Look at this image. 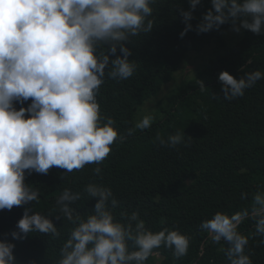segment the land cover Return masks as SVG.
Instances as JSON below:
<instances>
[{
    "label": "clouds",
    "instance_id": "clouds-1",
    "mask_svg": "<svg viewBox=\"0 0 264 264\" xmlns=\"http://www.w3.org/2000/svg\"><path fill=\"white\" fill-rule=\"evenodd\" d=\"M210 2L195 26L194 11L202 0H188V10L179 9L185 25L181 39L189 31L205 34L225 24L237 34L244 29L264 36V0ZM157 4L158 0H0V210L39 202V189L25 183L33 172L47 175L57 167L66 170L65 179L86 165H97L91 181L77 191L64 188L47 214L25 207L10 233L13 240L33 233L62 240L54 264H146L161 248L177 260L188 255L189 235L175 226L152 231L139 208L117 214L120 201L112 188L96 180H103L99 165L112 145L126 139L115 119L102 113L97 97L106 78L121 82L136 74L137 63L129 60L133 53L126 42L152 32ZM118 49L122 55H116ZM262 79L259 69L239 79L228 71L218 76L226 101L243 97ZM199 88L206 89L203 81ZM29 100L27 108L17 110V103ZM153 119L144 115L127 129V136L149 129ZM186 137L176 132L167 138L158 134L156 139L161 147L178 148L187 146ZM249 197L250 207L231 214L216 211L199 224L209 242L226 245V264H253L246 253L250 236L239 231L245 220L254 221L253 235L264 237V185L240 194L242 201ZM93 199L91 211L77 210L79 201ZM53 217L63 218L62 227L53 223ZM61 228L66 229V238ZM2 235L0 264H16V245L7 239L8 233Z\"/></svg>",
    "mask_w": 264,
    "mask_h": 264
},
{
    "label": "trees",
    "instance_id": "trees-1",
    "mask_svg": "<svg viewBox=\"0 0 264 264\" xmlns=\"http://www.w3.org/2000/svg\"><path fill=\"white\" fill-rule=\"evenodd\" d=\"M154 7L158 11L154 13L156 26L152 32L134 38V43L126 42L133 53L129 60L137 63L136 74L121 82L106 78L97 97L102 113L115 119V127L126 139L112 145L109 156L99 165L103 180H96L112 188L120 201L117 214L121 209L131 212L139 208L141 218L152 231L175 226L191 237L187 256L177 260L170 250L161 248L154 250L159 255L149 257L146 264H207L210 260L212 264H226V245L209 242L207 231L199 224L216 211L231 214L250 207L251 198L242 201L241 192L251 193L257 185H264V79L246 89L243 97L226 101L218 76L228 71L239 79L246 72H264V36L242 29L240 36L232 39L227 36L231 26L225 24L205 34L189 31L181 39L179 33L185 25L179 9L188 10V0H158ZM210 7V0H202L194 11V26ZM209 46L214 47L213 54L194 75L168 95L160 96L164 85L175 79L187 55H197ZM116 55H122L119 49ZM199 81L206 87L203 92ZM150 101L155 102L146 114L154 118L151 127L127 136V129L139 121L138 112ZM30 103L31 100L15 106L19 110ZM176 132H184L187 146L159 145L158 134L167 138ZM95 167L86 165L65 179L62 176L66 170L57 167L47 175L33 172L26 176L25 183L39 189V202L0 210V239L2 234H9L7 239L16 245V263L35 260L36 264H54L59 259L62 240L52 241L38 233L13 240L10 233L25 207L47 214L55 208V199L64 188L77 191L91 181ZM95 203V199L79 201L77 210L91 211ZM52 219L62 227L63 218ZM61 231L66 238V229ZM239 231L250 236L246 253L251 254L253 264H264V244L259 243L264 237L253 235L254 221L245 220Z\"/></svg>",
    "mask_w": 264,
    "mask_h": 264
},
{
    "label": "rangeland",
    "instance_id": "rangeland-1",
    "mask_svg": "<svg viewBox=\"0 0 264 264\" xmlns=\"http://www.w3.org/2000/svg\"><path fill=\"white\" fill-rule=\"evenodd\" d=\"M240 33L237 34L230 29L228 31L227 36L234 39L237 36L239 37ZM212 50H214V47L209 46L205 48L203 51H201L200 53H198L197 55H195V53H189L187 57L184 59V61L182 62L180 68L176 71L175 79L165 84L164 87L161 89L160 96L168 95L170 92H172V90L176 87V85L181 84L182 82L187 80L189 77L193 76L198 66L201 63L205 62L209 58V56L213 54ZM154 106H155L154 101H150L146 103V105H143L140 111L138 112V115H137L138 119L139 120L142 119V117L148 114L151 111V109L154 108ZM212 263H213V260H210L207 264H212ZM16 264H21V263H16Z\"/></svg>",
    "mask_w": 264,
    "mask_h": 264
}]
</instances>
